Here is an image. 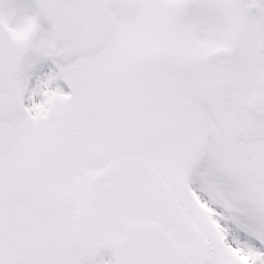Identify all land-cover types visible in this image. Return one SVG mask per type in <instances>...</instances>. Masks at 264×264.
<instances>
[{
	"label": "snow or ice",
	"instance_id": "6c2138e0",
	"mask_svg": "<svg viewBox=\"0 0 264 264\" xmlns=\"http://www.w3.org/2000/svg\"><path fill=\"white\" fill-rule=\"evenodd\" d=\"M0 264H264V0H0Z\"/></svg>",
	"mask_w": 264,
	"mask_h": 264
}]
</instances>
